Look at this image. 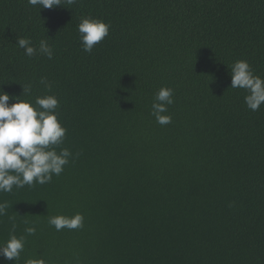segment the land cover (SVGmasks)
<instances>
[{
    "label": "trees",
    "instance_id": "trees-1",
    "mask_svg": "<svg viewBox=\"0 0 264 264\" xmlns=\"http://www.w3.org/2000/svg\"><path fill=\"white\" fill-rule=\"evenodd\" d=\"M89 16L110 30L85 52ZM17 38L47 40L52 58ZM237 60L264 78V0H0V93L55 95L56 150L72 153L51 182L0 192V242L25 237L0 264H264V103L253 111L230 87ZM162 87L166 125L152 115ZM76 213L81 228L48 223Z\"/></svg>",
    "mask_w": 264,
    "mask_h": 264
},
{
    "label": "clouds",
    "instance_id": "clouds-1",
    "mask_svg": "<svg viewBox=\"0 0 264 264\" xmlns=\"http://www.w3.org/2000/svg\"><path fill=\"white\" fill-rule=\"evenodd\" d=\"M31 6H40L48 9L63 4H73L76 0H27ZM110 24L104 20L82 17L78 25L80 40L85 52H91L96 44L101 42L108 34ZM20 48L25 54L32 57L37 52L46 55L49 59L53 56L52 46L47 40L39 41V48L32 44L29 38H17ZM231 88L244 89L248 94L245 103L253 111L259 110L264 103V78L254 74L247 60H237L230 67ZM41 84L49 90L51 85L42 77ZM31 91V85H23V93ZM174 90L162 87L156 93L152 103V115L157 123L166 125L171 123V115L167 114L169 105L174 103ZM21 95V96H22ZM13 99L9 93H0V192H11L13 186L23 188L34 183L46 184L51 182L53 175L59 176L64 166L69 163L72 153L68 148L57 152L66 136L67 129L58 119L56 109L59 100L55 95L38 96L35 105L30 101ZM8 203L0 202V216L6 214ZM84 217L81 213L74 216H50L48 223L57 231L64 228L77 229L83 227ZM28 235H34L35 226L25 229ZM25 237L10 235L6 242H0V256L7 260L20 259L24 250ZM25 264H46L43 259H29Z\"/></svg>",
    "mask_w": 264,
    "mask_h": 264
}]
</instances>
